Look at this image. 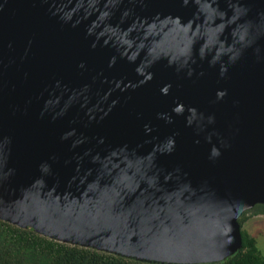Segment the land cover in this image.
Listing matches in <instances>:
<instances>
[{
    "label": "water",
    "instance_id": "water-1",
    "mask_svg": "<svg viewBox=\"0 0 264 264\" xmlns=\"http://www.w3.org/2000/svg\"><path fill=\"white\" fill-rule=\"evenodd\" d=\"M257 204L264 0H0V219L194 264Z\"/></svg>",
    "mask_w": 264,
    "mask_h": 264
},
{
    "label": "trees",
    "instance_id": "trees-1",
    "mask_svg": "<svg viewBox=\"0 0 264 264\" xmlns=\"http://www.w3.org/2000/svg\"><path fill=\"white\" fill-rule=\"evenodd\" d=\"M249 213L264 214L257 204L239 218L243 245L223 261L194 264H264L257 239L243 228ZM0 264H178L140 260L92 247L71 245L50 239L32 228H22L0 219Z\"/></svg>",
    "mask_w": 264,
    "mask_h": 264
},
{
    "label": "rangeland",
    "instance_id": "rangeland-1",
    "mask_svg": "<svg viewBox=\"0 0 264 264\" xmlns=\"http://www.w3.org/2000/svg\"><path fill=\"white\" fill-rule=\"evenodd\" d=\"M243 228L257 239L258 246L264 253V214L249 213Z\"/></svg>",
    "mask_w": 264,
    "mask_h": 264
}]
</instances>
